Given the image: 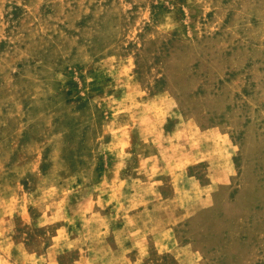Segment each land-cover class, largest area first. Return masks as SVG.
Instances as JSON below:
<instances>
[{"label": "rangeland", "instance_id": "1", "mask_svg": "<svg viewBox=\"0 0 264 264\" xmlns=\"http://www.w3.org/2000/svg\"><path fill=\"white\" fill-rule=\"evenodd\" d=\"M0 264H264V0H0Z\"/></svg>", "mask_w": 264, "mask_h": 264}]
</instances>
